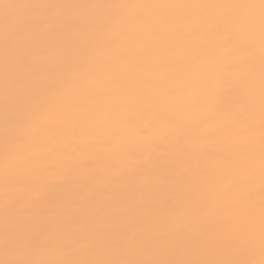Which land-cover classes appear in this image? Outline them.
I'll use <instances>...</instances> for the list:
<instances>
[{
    "label": "snow or ice",
    "instance_id": "obj_1",
    "mask_svg": "<svg viewBox=\"0 0 264 264\" xmlns=\"http://www.w3.org/2000/svg\"><path fill=\"white\" fill-rule=\"evenodd\" d=\"M0 45L7 73L22 34L33 22L20 8L87 10L86 33L76 55L44 85L4 99L3 258L0 264H238L232 254L257 236L264 251V0H119L107 3H6ZM165 28H195L218 55L195 79L170 77L153 66L139 78L116 53L127 31L147 35ZM259 77L257 111L252 83ZM173 79L177 83H173ZM79 83V87H69ZM232 106H221L225 89ZM187 90V91H186ZM195 100L162 104V97ZM160 143L175 146L155 203L165 227L151 225L141 239L113 249L95 233L77 235L54 249L40 237L35 210L43 186L25 173L56 152L62 161L92 153L100 168H116L113 153L131 160ZM146 171H150L145 169ZM74 183L71 169L59 177ZM257 207L259 209L257 214ZM147 223V221H144ZM135 229V224L126 226ZM154 234H158L154 235ZM223 252L222 258L217 253Z\"/></svg>",
    "mask_w": 264,
    "mask_h": 264
},
{
    "label": "bare ground",
    "instance_id": "obj_2",
    "mask_svg": "<svg viewBox=\"0 0 264 264\" xmlns=\"http://www.w3.org/2000/svg\"><path fill=\"white\" fill-rule=\"evenodd\" d=\"M107 2L119 0H0V6L6 3L28 5ZM17 14L31 18L43 16L46 19L33 22L25 28L20 51L12 53L13 64L7 73L4 68V49L0 45V150L3 148L6 87L10 95H15L29 86L44 85L76 55L86 36L80 30V24L88 14L84 9L22 7L17 10ZM2 15L3 8L0 7V17ZM122 40L121 49L116 55L122 63L131 66V70L124 75L133 78H139L155 66L170 77L183 73L185 78L195 80L200 75L199 70L218 55V51L195 28L180 32L158 28L147 35L127 31ZM173 83L177 81L173 79ZM69 87H79V83ZM252 92L258 111V75L252 83ZM189 98H197L195 90L182 97L164 96L161 103H183ZM220 102L225 109L232 106L231 90H224ZM175 154V146L160 143L156 150L145 152L139 160L122 157L119 152L113 153V159L119 162L116 168L98 167L96 156L92 153L74 154L72 161H62L63 167L61 157L56 152L37 160L25 174L36 177L43 186V191L36 194L40 206L35 214L41 227L40 237L49 248L41 249L35 255L46 253V258H55L54 249L75 239L78 234L95 233L99 239L117 249L130 241L141 239L139 233L144 228L151 225L165 227L155 200L164 186L162 172L170 166V160ZM67 169H71L74 183L67 184L59 180ZM3 190L4 178L0 169V259L3 258ZM258 211L257 207V214ZM130 224H135L136 228H127ZM223 255V252L217 253L218 258ZM232 258L238 264H264V251L258 236L253 245L241 246L232 254Z\"/></svg>",
    "mask_w": 264,
    "mask_h": 264
}]
</instances>
